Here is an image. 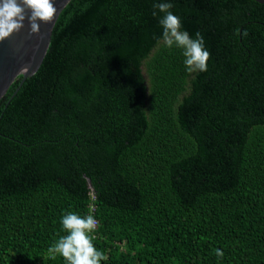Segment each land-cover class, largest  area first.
Returning <instances> with one entry per match:
<instances>
[{
  "label": "trees",
  "instance_id": "16d2710c",
  "mask_svg": "<svg viewBox=\"0 0 264 264\" xmlns=\"http://www.w3.org/2000/svg\"><path fill=\"white\" fill-rule=\"evenodd\" d=\"M159 2L68 0L1 95L0 264H64L47 249L90 202L100 264H264V2L170 0L194 73Z\"/></svg>",
  "mask_w": 264,
  "mask_h": 264
},
{
  "label": "clouds",
  "instance_id": "9594fccd",
  "mask_svg": "<svg viewBox=\"0 0 264 264\" xmlns=\"http://www.w3.org/2000/svg\"><path fill=\"white\" fill-rule=\"evenodd\" d=\"M173 7L170 0H161L153 5L152 15L158 14L159 25L162 29L158 42L163 47L182 50L185 71L188 73L207 71V61L210 53L205 49L203 37L200 33L192 38L187 31H182V23L178 16L170 9ZM26 11L29 13L26 17ZM56 8L52 0H0V41L18 32L27 18L29 34L39 33L37 21L45 24L53 20ZM62 235L47 249L49 256L55 259L61 257L64 264H100L106 259L104 253L93 244L92 233L98 222L92 215L80 216L68 212L61 218ZM223 251L216 250V256L223 258Z\"/></svg>",
  "mask_w": 264,
  "mask_h": 264
},
{
  "label": "water",
  "instance_id": "95a60500",
  "mask_svg": "<svg viewBox=\"0 0 264 264\" xmlns=\"http://www.w3.org/2000/svg\"><path fill=\"white\" fill-rule=\"evenodd\" d=\"M67 1L52 0L56 13L53 20L47 24L37 21L39 24L38 34H29V23L26 18L24 26L18 32H14L5 40L0 41V97L16 75L21 74V78L14 91L27 75L36 70L45 52L52 24L57 13ZM256 1L264 2V0ZM28 14L26 11V17ZM86 179L90 186L89 179Z\"/></svg>",
  "mask_w": 264,
  "mask_h": 264
},
{
  "label": "built area",
  "instance_id": "2783aa9c",
  "mask_svg": "<svg viewBox=\"0 0 264 264\" xmlns=\"http://www.w3.org/2000/svg\"><path fill=\"white\" fill-rule=\"evenodd\" d=\"M93 208H94V205L90 202L88 204V211H87V215H92V212H93Z\"/></svg>",
  "mask_w": 264,
  "mask_h": 264
}]
</instances>
